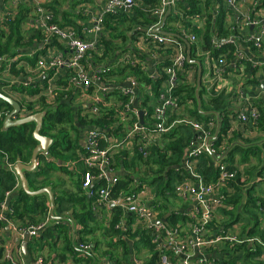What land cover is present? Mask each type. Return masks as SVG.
Returning a JSON list of instances; mask_svg holds the SVG:
<instances>
[{
  "label": "built area",
  "instance_id": "2783aa9c",
  "mask_svg": "<svg viewBox=\"0 0 264 264\" xmlns=\"http://www.w3.org/2000/svg\"><path fill=\"white\" fill-rule=\"evenodd\" d=\"M6 1L0 0V7L4 6ZM179 1L182 0H158L155 5H143L138 3V0H106L98 12H90L83 8L82 12L90 15L92 27L86 31L94 34L92 40L81 38L74 27L56 24L50 10L45 8V5L36 4L31 27L39 29L42 33L43 53L37 56L35 68L30 69L27 74L34 71L35 76L37 75L36 78L41 75H51V77L47 81L48 83L38 88L40 93L35 96L15 93L20 97L18 103H22L17 118H25L33 114L26 109L27 104H33L35 112L37 110V112L44 111L41 104L34 105L35 98H43V105L49 109H54L53 106L59 100L72 101L73 105L75 103L82 106L79 115L85 119L98 117L101 113L100 108L109 106L103 102L105 95L117 93L126 98L123 103L119 102L118 109H112L116 116H121L123 123H130V126H126V134L122 140L120 137H117L118 140H114L112 138L114 136L100 128H85L80 133L82 151L79 153L78 161L84 168V173L81 176V188L84 195L92 198L93 212L98 217L99 211L109 210L111 217L112 210H119L122 216L116 223L115 229L121 230L122 233H126L130 229L132 232L140 231L148 234L150 241L155 246V251L160 253L159 264H216L214 256L211 254L221 251L223 247H247L252 255H255L257 253L256 246L264 248V244L254 237L241 236L228 229H220L214 234L209 233V225L215 213L226 208L227 201L235 194L238 171L234 165H231L233 169H229L230 165L225 162L226 148L221 147L220 150H215L213 148L214 140H209L215 135L214 130L216 132V118L212 117L208 122H196L184 117L182 113L185 107L180 104L174 92L183 83L190 85L196 83V66L194 65V68L191 69L186 68V43L196 46L195 55L200 57V60L193 61L202 62V64L199 63L201 68L205 69L204 82L213 75H220L222 68L228 64L225 54L218 55L216 60L212 59V50H220L228 44L234 45L236 51L231 61L233 67H236L244 57L239 48L240 41L230 35L228 38L217 37V33H213L210 37L211 50L202 52L200 40L191 32L190 27L203 26L205 21L203 13L189 17L190 27L175 22L173 24L176 25V31H166L170 35L155 33V28L161 24L168 8H170V14L172 11L174 16L182 15L176 8ZM242 2L243 0H221L226 13L236 12ZM17 5L18 0L10 4L13 8H16ZM137 7H140L147 17H152L155 20L152 25L142 29L139 35L135 36L134 39L137 40L141 48L137 50L129 46L121 53L120 58L115 57L109 63L96 61L94 57L101 58L103 54V46L98 35L102 36L104 33L105 19L129 15ZM211 9H217L214 14L216 16L218 13L216 0H212ZM7 19L8 15L5 14L3 18H0V23H5ZM173 24L170 23V26ZM239 24L243 27L256 28L253 34L243 39V43L251 44L256 50L262 49L264 22L253 19L247 14L239 19ZM234 28L237 31L236 25L230 27V31H234ZM143 47L145 50L142 49ZM33 55L34 53L30 54V57ZM21 57L20 55L0 56V64L7 63L8 67L11 64L23 67L24 63L20 60ZM127 65L139 66L152 81H161L157 95L153 96L149 93L150 86L143 90L144 94L149 96L147 108H151L150 113L147 112V108H140L142 103L139 104L138 99L140 97L143 102V98L139 94L142 87L135 77L126 75L121 80H114L118 77L111 76L115 68ZM210 66L214 69L213 73L210 72ZM64 76H67L70 82L68 88H64L60 83ZM24 78L28 79L27 76ZM21 84L27 86L29 81L26 82L23 79ZM146 89L148 91H145ZM260 99L256 98L246 111L236 116L235 120L240 128L249 129L257 125L260 116L258 111ZM140 111H143L142 123L139 118ZM7 114L0 111V121ZM179 124L188 126L193 133L179 165L175 167L178 174L184 178L180 182L174 183L175 197L186 204V208L182 211L183 214L181 212L180 215H185L186 225L190 226V230L187 233L184 232L183 235L179 227L175 225L171 227L166 223L156 201L148 202L150 199L147 198V189L144 185H140L137 178L126 174L124 178L127 180V189L114 190L121 182L120 178H123L115 170L116 156L128 148L132 156L137 154L146 159L150 153V146L163 141L172 127ZM205 154L211 157V167L216 173L215 181L209 183L204 181V176L198 171L197 166L199 159ZM6 167L13 171L14 165L6 163ZM19 187L17 180L14 191ZM12 197V192L6 191L4 199L0 201V222L6 225V231L10 230V233L15 237L22 239L27 233L28 242L38 241L52 220L50 208L42 222L22 227L7 218V215L12 213L11 208L8 207ZM174 214L178 215V213ZM53 215L62 218V216L55 215V211ZM124 217H130L133 222L128 226L127 219ZM54 222L59 224V220ZM75 245L82 257L92 254L93 256L90 255V258L93 261L92 264H95L97 257L93 253L95 248L93 243L77 241ZM17 255H21L19 250ZM103 259L102 264H116L115 259L107 256ZM1 261L2 263L6 262L5 264H23L17 262L9 250H4ZM144 263L145 261L136 257L133 249L129 252V264ZM29 264L52 263L51 261L45 262L38 253L33 252Z\"/></svg>",
  "mask_w": 264,
  "mask_h": 264
},
{
  "label": "trees",
  "instance_id": "16d2710c",
  "mask_svg": "<svg viewBox=\"0 0 264 264\" xmlns=\"http://www.w3.org/2000/svg\"><path fill=\"white\" fill-rule=\"evenodd\" d=\"M138 3L143 5H155L158 3V0H138ZM216 3L218 4V13L216 16H214L217 9H211L212 0L179 1L176 8L179 13H182V15L174 16L173 12L171 11V14L167 18L164 29L166 30L168 29V27L171 28L172 26H168V24H173L175 22H179L180 25H184L185 27H190V23L188 22L189 17H192L195 14L203 13V18H205L203 26L199 27V25H196L190 27V30L196 37L199 38L200 41H198L202 49L211 50L210 37L213 33H217V37L220 38H228L229 34H234V32L230 31V29L225 28L224 20L226 11L221 4V0H216ZM59 7V1L57 0H54L52 2V5L48 6V8L45 6V8L50 10V12L53 14L55 23L63 26V18L62 21H58L56 15L58 14ZM30 12L31 8L22 2V4H20L19 8L17 9V13L15 14V16L8 14L7 21L2 25L7 26L8 32L6 33L2 29H0V56L12 57L17 55L18 50H20L21 48H36V46L39 44V42L43 38L42 33L39 29H32V35L27 38H25L22 29V26L27 22V17ZM154 22V18L147 17L142 12L141 8L137 7L130 15L107 17L104 21V25L105 28L110 32V39L119 38L121 41H124V43H126L128 39L129 41L134 40L135 36L139 35L141 29L152 25ZM124 25H127L126 29L121 28L124 27ZM234 31L236 32V28H234ZM101 43L103 46L102 57H94V59L99 62L107 63L108 59L110 58V56L108 55V51L116 50V53L121 55L119 52L125 50L124 47L122 49L114 48L109 40L107 41L103 39ZM195 51L196 46L191 45L190 59L200 60V57L195 55ZM235 51L236 47L232 44H228L220 50H212L211 55L217 57L220 54H225L227 63H231ZM38 55L39 53L37 52V54H34V56L23 58L30 65H35ZM199 62L202 64L201 61ZM14 66V64H11V66H9L10 74L16 76L20 74L23 77L26 76L23 70L16 71ZM7 68V63L0 64V74ZM186 68H194V65L186 63ZM126 75L133 76L137 79L140 86L142 87L139 91L140 94L143 92L145 87L150 86L151 95H157L161 81H152L139 66L127 65L123 67H117L115 68L114 73L111 76H117L118 80H121ZM203 76L204 73L202 71L201 83L198 91L200 111H198L197 109L195 84L189 85L187 83H183L174 92L180 104L184 105L185 113H188L186 117L196 122H208L214 116H206V113H216L218 115L219 122L218 131L213 141V148L215 150H220L221 147L226 148V158L224 160L230 165L229 169H233L231 165H233L234 154L238 153L241 155V164L249 162L248 155H250L251 153L254 158L256 157L257 159H260L262 155V167L260 170L261 172L259 173V175H262V173L264 172V143L249 145L245 142L246 146H243L238 143H234V134L233 137H228V134L230 132V122L233 120V115L232 112L228 109L226 103L227 99H225V95L223 93L217 94L212 93V91L206 92L205 86H203ZM60 83L64 86V88H68L70 85L67 76H64L61 79ZM11 90L15 93H20L21 95L25 94L28 96H35L40 93L37 85L34 86L30 84L27 86H23V84L12 86ZM112 95H115L117 101L120 103H123L126 100V98L122 97L120 94L112 93ZM141 95L143 98V102L141 104L142 107L140 108L146 109L148 106L149 96L145 94ZM108 96L109 95H105L103 99L105 100ZM39 100V104H44L43 98H40ZM189 105L191 108L189 107ZM25 107L29 112H32L33 114L36 113L35 111H33V104H27V106ZM41 107L45 111V117L40 130V134L52 140V144L48 149L49 155L60 160L68 159L70 161L77 162L78 171L81 170L80 177L84 173V168L82 163L78 161L79 153L82 151L78 140L80 137V132L83 129H104L108 132L109 135L114 136L112 137L114 140H118L117 137H120L122 140L126 134V126L117 122L115 111L112 110L114 109L113 106L109 108L101 107V113L96 118H78V123L81 128L80 131H77L76 129L75 117L77 115L74 116V112L70 105H67L65 103L59 104L54 109H49L44 105H41ZM0 110H2V112L4 113H9L12 108L10 105L0 101ZM146 110L148 113L151 112L150 107ZM258 111L260 116L257 125L249 129L256 131L259 130L258 132L263 133L264 137V101H262V99L259 100ZM3 119L0 121V201L4 199V193L6 191L12 192L13 197L8 203V207L11 208L12 213L8 214L7 218L14 224L20 225L22 227H27L29 225L40 223L44 219V216L50 208L49 204L47 203V196H29L21 189V187L14 191L15 185L17 183V178L13 171L7 169L6 163H11L12 165H15L18 162H21L23 164H30L33 149L37 145V142L33 139L32 136L35 125L34 123H30L21 127L10 128L6 131L2 127ZM126 125L130 126V123H126ZM61 126L70 127V129H72L76 134V139L72 140L70 136H68V131H64ZM213 133H215V130ZM192 136V130L188 126H185L183 124L175 125L165 136V138H167V140L169 141L167 146L165 147V151H162L158 147V143L157 145L150 146V153L146 159H143L137 154L131 157V160L134 162V165L132 164L134 167L133 172H138L139 166H144L145 177H148L150 173L151 175H153L149 186H153L156 184L158 196L160 198L159 199L156 196V203L159 204L158 208L162 216L169 213L168 217L166 218V223L171 227H174L177 216L169 208H167L166 200H164L163 197L164 195L168 196V194H170L168 193L172 190L170 189V186L173 187L172 194L175 196L174 183H178L184 179L180 174H178L175 167L179 165L184 151ZM166 151H169V156L166 155ZM65 153H68V155H63ZM41 157L42 156L39 154L37 156V159L40 160ZM121 157L123 166L127 168V161L126 159L123 160L124 157H127V154L121 155ZM149 164L156 165L157 169L155 170V172H152V168L149 167ZM211 164L212 159L207 154L202 155L198 161V171L202 173V175L204 176V181L206 183L215 181L216 173L212 169ZM50 168H52V165L50 166V164H48L46 166V169L49 170ZM66 173L71 175L75 174V177L77 176L76 171L73 173V171L68 172L66 170ZM45 174L46 172L41 167H38V170L34 173L25 172L24 176L26 177L29 190L36 191L46 186L47 182H43L38 186L34 185L36 179L44 176ZM239 177L240 175L238 174L237 182L235 185L238 184ZM78 179L79 176H77V180L75 183V187L77 190L76 194H69L66 191H60L56 193L55 190L52 189V192H55H53L55 213H58L61 216L64 214L63 212H65V210L69 208L70 217L62 216L63 219L59 220V224H57L56 222H51L52 229L50 227H46V229L42 232V234H44V239L46 238L45 233H50V231L55 232V236L51 237L50 241H46V243H43L41 238L38 241H29L27 246L29 247V250H31V252L41 254L42 251L46 248L48 255H57L59 258L58 262L63 263L66 261V254L70 253L71 255H75V252H78L76 249L75 241L73 242L69 236V223H72L75 226H80L81 234H84L85 236H87L86 234L90 235L92 233L90 225H93L97 221L95 213L92 210V198H89L87 195L81 193L82 188H80L81 185L78 182ZM137 179L140 182L141 186L146 184L144 182V178L138 177ZM120 180L121 182L114 190H117L118 188L127 189L128 185L126 178H120ZM116 211L119 210H112V215ZM112 215L110 217L112 221L105 232V237L111 239L108 240V246L112 247V249L110 253L106 254H109L111 258L115 259L116 264H120V260L118 258H114L115 254H112V252L116 251V247L120 248L122 250L125 264H129L128 258L130 250L128 245L132 240L131 245L136 251L138 250V248H146L148 250L149 259L144 264H159L158 259L160 253L155 251V246L150 241L149 235L140 231L132 232L130 229L127 230L126 233H122L121 230L115 229L116 223L119 222L122 216L121 213L118 216L114 215L113 218ZM124 219H127L126 224L128 226L133 222L130 217H124ZM6 228V225L0 222V233L3 232V234L5 235ZM80 239L84 240L83 237H81ZM233 248H235L236 252L237 249H242L245 258H248L250 255H252L247 247L236 246ZM3 254V243L2 239L0 238V260Z\"/></svg>",
  "mask_w": 264,
  "mask_h": 264
},
{
  "label": "crops",
  "instance_id": "0c3cea01",
  "mask_svg": "<svg viewBox=\"0 0 264 264\" xmlns=\"http://www.w3.org/2000/svg\"><path fill=\"white\" fill-rule=\"evenodd\" d=\"M14 1L15 0H7L4 6L0 7V18H3L5 14L6 15L11 14L15 16L20 4H22V2L25 3L28 7L31 8V12L28 14V17H27L28 19H27L26 24L22 26L25 38H27L32 35L31 23H32V18L34 17V6L36 4H41V5H45L48 8V6L52 5V2L54 0H18L17 7L13 8V6H10V4H12ZM57 1H59V5H60L58 14H56L58 21H62V18H63V24L62 23L61 24L64 27H74L76 31L78 32L79 36L81 38H84L85 40L94 39V34L92 32L90 34L86 31L88 29H91L92 27L90 15L82 12V10L83 8H86L90 10V12H98L106 0H57ZM254 3H255V6H254ZM247 14L253 19L264 22V0H243V2L238 6V9L236 12L231 11V12L226 13L225 20H224L226 29H230V27L234 25L237 26V31L236 32L232 31L234 32V34H229V35L235 37L237 41H240L239 48L243 54L244 59L241 60L239 63H237L236 67H233L231 63H228L224 68H222L220 75L218 76L213 75L206 82H204L203 80V86H205L206 92H211L210 90L213 87V91H215L217 94L223 93L225 95V99H227L226 103H227L228 109L232 112V115H233V120L230 122V132L228 134V137H233V134H234L235 135L234 136L235 138L233 140L234 143H238L243 146H246L245 142L249 145L261 144L259 142L262 141V139L264 143V138L261 133L257 132L256 130L240 128L239 124L235 120L236 116L239 113L246 111L249 108V106L254 103V100L256 98L258 99L262 98V101H264V42H263V47L260 50L254 49L252 45L249 43L248 44L243 43L244 42L243 39H246L248 36H250L256 31L255 27H243L242 25L239 24V19H241V17ZM2 24L4 23H0V29H2L4 32L7 33L8 32L7 26L6 25L2 26ZM168 26H170V24H168ZM175 27L176 25L173 24L171 28L168 27V29L166 30L163 28L164 29L163 32H166V31L170 32V30L176 31ZM109 35H110V32L105 28L103 35L102 36L98 35L99 41H102L103 39L108 41ZM134 40L129 41L128 39V43L126 44L125 48H129L130 46L134 49L139 50L141 47L137 43V40L135 41ZM142 49L145 50V47H143ZM207 50L208 49H202V52H205ZM42 51H43V44L41 41L36 46V48L26 47V48H23V49L21 48L20 50H18L17 55L22 56L20 60L22 59L24 64H23V67H18L15 65L14 66L15 70L16 71L23 70V72H25L28 79L24 78L20 74L17 76L10 74L9 67H8L6 70H4V72L0 74V92L14 99L15 101L19 102L20 97L11 90L12 86L20 85V82L23 79H25L26 82L29 81L30 85H34V86L37 85V88H39L43 84L45 85L46 83H48L47 81L49 80L51 75L49 76L41 75V76H38V78H36L37 75L35 76L34 71L27 74V72L30 69L35 68V65H30L23 58V57H30V54H33V53L37 54V52L39 53L38 56H40L43 53ZM122 52H119V53L121 54ZM108 55L112 58H115V57L120 58L121 56L117 53L115 55H110V54ZM212 57H213L212 59L216 60L219 56L216 58H214V56ZM202 71L203 73H205V69L202 68ZM213 71L214 69L210 66V72L213 73ZM114 80H118V78ZM57 84L58 86H60L59 81H57ZM145 91H148V90L146 89ZM39 99L40 98H35L34 105L39 104ZM108 100H115L117 103H119L117 101L116 96L112 95L111 93L105 100L103 99V102L108 104ZM64 103L67 105H70V107L72 108L74 112V116L77 115L75 117L76 129L77 131H80L81 128L78 123V118H81L79 115V112L80 110H82V106L75 104V103L73 105L72 101L68 102L64 100H59V102L56 103L53 107L56 108L59 104H64ZM138 103L139 104L142 103V99L140 97L138 99ZM117 122L119 124H122L123 122L120 115H117ZM72 131L73 130L71 129L70 132ZM68 136H69V133H68ZM80 137L78 141H79L80 147L82 148V141ZM127 152L129 155L127 154ZM47 153H40V155L42 156L41 159L40 160L36 159L37 166L35 170L31 173H34L35 171L38 170V167H41L46 172V174L36 179L34 185L38 186V185H41L43 182H47V185L41 189L49 188L51 192L53 189L55 190L56 193L60 191H66L69 194H76L77 190L75 187V183H76V178L74 176L75 174L73 175L68 174L66 173V170L68 172L73 171V173L76 171L77 176H79L78 182L81 185V177H80L81 170L78 171L77 162H73L68 159L66 160L57 159L49 155V150ZM126 154L128 157L126 158L124 157L123 160L126 159L127 161L129 160V158L131 159L132 155L128 151V148L116 156V159H115L116 173H118V175H120L123 178L126 176V174L131 177H135V175H137L138 173L137 171L133 172L134 173L133 175H130L131 173H128L127 168L123 166L121 155H126ZM63 155H68V153H65ZM250 155H248L249 162L241 164L240 163L241 155L238 153L234 154L233 165L235 166V168L238 171V174L240 175V182H238V184L235 185L236 186L235 194L233 195L231 199L227 201L226 208L222 210H218L215 213L213 220L209 225V233L214 234L220 229H228L229 231H235L239 233L241 236L254 237L260 240L264 244V178L261 177L262 175L258 174L261 172L259 170L257 172V176H256L257 178L253 180V183H251L252 181L250 183H246L245 178L243 177V174H241L243 169L248 168L251 165ZM48 164H50V166L52 165V168H50L49 170L46 169V166ZM24 165H29V164H24ZM239 171L241 172L239 173ZM250 188H254V189L251 190ZM30 191L35 192L32 190ZM53 192H52V195H54L55 193ZM81 193L84 194V191H82ZM39 195H46L47 203L50 205L49 197L46 193H42ZM156 199L157 197L154 195V199H150L148 200V202L156 201ZM163 199L166 200L167 208H169L173 213H178L175 226L179 227V230L182 232L181 233L182 235L184 232L187 233L190 230V226L186 225V219L184 217L185 215L184 216L180 215V213L184 211V209L186 208V204H183L178 198L170 197L169 195L168 196L164 195ZM171 202H172V205L170 204ZM63 213L65 214L61 216L70 217L69 211H65ZM102 213H103V221L101 222V219H102L101 218L99 222L102 223L101 227L104 228L108 224L107 219H110V212L109 210H106V211L104 210L102 211ZM102 213L100 214L101 217H102ZM56 214L59 215L58 213H55V215ZM168 215L169 213L164 215L165 221ZM95 217H96V214H95ZM98 218L96 217L97 221H98ZM51 222H54V221L51 220L47 227H50L52 229ZM96 223H94L93 225L91 224L90 225L91 227L89 226L92 229V232H94V229L92 227L95 226ZM108 226L109 224L107 225V227H105L104 231L102 232L105 243L107 244H108V240H111L110 238L105 237L106 236L105 232ZM69 229H70L69 236L72 241H75V242L81 241V242H89V243L93 242V241H88L90 239L87 238L93 234L92 233L90 235L86 234L87 236H85L84 234H81L80 226L74 225L73 235H72L70 223H69ZM45 235H46L45 239H44V234L40 236L43 243H46V241H50L51 237L55 236V232L50 231V233H45ZM81 237H83L84 240L80 239ZM0 238L2 239L3 249L9 250L15 257L17 262H20L23 264L30 263V256L33 252L29 250V247L27 245H26L25 250L22 249V243H23L24 237L22 239H19L15 237L12 233H10V230L9 232L5 230V235L3 234V232H1ZM93 244L95 246L93 253L97 257L96 262H98V263L95 262V264H102V262L104 261L103 258H106V256L104 257L99 256L98 249H97L98 242H93ZM256 247H257V253L255 255H250L248 258H245L247 260L245 261L243 260L242 262L239 260L238 263L236 264H264V248H262L261 246H256ZM18 250L21 253L20 255L21 257L17 255ZM242 254L244 255L242 249H237V252H236L235 248L223 247L221 251H218L211 255L214 256L216 264H234L232 260L235 259L236 257L243 256ZM90 255L92 254H87L84 257H82L79 252H75V255H71L70 253H68L66 254V257H67L66 261L63 263H59L58 256L55 254L48 255L46 248L42 251L41 254H39V256H41L45 260V262L51 261L52 264H64V263L65 264H92L93 261L90 258ZM148 259H149V253L147 251V256L143 261L146 262ZM5 263H2V261L0 260V264H5Z\"/></svg>",
  "mask_w": 264,
  "mask_h": 264
},
{
  "label": "water",
  "instance_id": "95a60500",
  "mask_svg": "<svg viewBox=\"0 0 264 264\" xmlns=\"http://www.w3.org/2000/svg\"><path fill=\"white\" fill-rule=\"evenodd\" d=\"M169 14H170V8L167 9V11H166V13L162 19L161 24L155 28V30H154L155 33L163 34V35H170V34L162 31ZM186 48H187V59H186L187 63L191 64V65H195L197 68L195 95H196V100H197V109H198V111H200V100L198 98V91H199L200 83H201L202 68H201V64L199 62L193 61L190 59V45L188 43H186ZM0 101L10 105L12 108V110L3 119L2 127L4 130L7 131L10 128L21 127V126H24V125H27L30 123H34V125H35L34 130L32 132V136H33V139L37 142V145L33 149L30 164L24 165V164L18 162L14 165V168H13L14 174H15L17 180L19 181L21 189L29 196H37L39 194L46 193L49 197V202H50V211L49 212H50V216H51L52 221L63 219V218L54 217V215H53L54 199H53V195H52L51 190L49 188H44V189H41V190H38L35 192H31L28 188L27 181H26V178L24 176L25 172L31 173L35 170V168L37 166V161H36L37 156L40 153H47L49 147L52 144V140L50 138L45 137V136L40 134V130H41L43 120L45 117V111L37 112V113L29 115L25 118H17V116L20 112V109H21L20 104L17 101H15L14 99L4 95L2 92H0ZM142 114H143V111H140L139 112V118H140L141 123L143 122L142 121ZM209 115L210 116L213 115L217 121V128H216L215 135L209 139V140L213 141L215 139V136H216L217 131H218V122L219 121H218V115L216 113H214V112L206 113V116H209ZM70 225H71V230H72V235H73L74 224L70 223ZM27 242H28V234L25 233L24 234V240L22 243V249L23 250L26 249Z\"/></svg>",
  "mask_w": 264,
  "mask_h": 264
},
{
  "label": "rangeland",
  "instance_id": "374dc122",
  "mask_svg": "<svg viewBox=\"0 0 264 264\" xmlns=\"http://www.w3.org/2000/svg\"><path fill=\"white\" fill-rule=\"evenodd\" d=\"M126 27H127V25H124V27H121L122 29H126ZM115 35H117V34H115ZM109 41L111 42V44H112V46L114 47V48H117V49H122L123 47H124V49H125V46H126V44L128 43V41L126 42V43H124V41H121L119 38H116V39H110L109 38ZM124 51V50H123ZM113 52V53H112ZM117 51L115 50V51H108V53L110 54V55H114L115 53H116ZM120 52H122V51H120ZM113 61V58L112 57H110L109 59H108V61L107 62H112ZM210 91H212V93H216L215 91H213V87L211 88V90ZM140 94V93H139ZM141 94H143L144 95V91L141 93ZM140 94V95H141ZM142 96V95H141ZM228 98V97H227ZM108 104H109V106H107V108H109V107H111V106H113L114 107V109H118L119 108V106H120V103H117L115 100H108ZM189 107H190V105H189ZM191 108V107H190ZM188 114V113H187ZM187 114L185 113V111H183V113H182V115L184 116V117H186L187 116ZM122 124L123 125H125V126H127L126 125V123H123L122 122ZM61 127H63L64 128V131H68V133H69V136H70V138L72 139V140H75L76 139V134L74 133V131H72V132H70L71 131V129H70V127H68V126H61ZM259 130H257V132H258ZM260 133V132H259ZM262 135H263V133H261ZM264 138V137H263ZM168 140H167V138H165L163 141H161L159 144H158V147L162 150V151H165V147L167 146V144H168ZM259 143H263V139H262V141H260ZM166 155L167 156H169L170 155V153H169V151H166ZM251 165L248 167V168H245V169H243L242 170V172L241 171H239V173L241 172V174H243V177L245 178V182L246 183H250L251 181V183H253V180L255 179V178H257L256 176H257V172L259 171V170H261V167H262V155H261V158L260 159H257L256 157L254 158V156L252 155V153H251ZM128 157V156H127ZM134 162L129 158V160H127V171H128V173H131L130 175H133L134 173H133V169H134V167H133V164ZM133 164V165H132ZM149 167L150 168H152V172H155V170L157 169V167H156V165H152V164H149ZM139 170H138V173H137V175H135V177H139V178H144V182L146 183V184H144V186L146 187V189H147V198L148 199H154V195L155 196H157L158 198H159V196H158V191H157V187H156V184L155 185H153V186H149L150 185V183H151V180H152V178H153V175H151V173L149 174V176L148 177H145V168H144V166H142V167H140L139 166V168H138ZM259 174V173H258ZM248 177V178H247ZM262 178H264V172L262 173V176H261ZM76 178V180H77V176L75 177ZM161 188V187H160ZM170 189H172L173 190V187H171L170 186ZM251 190L252 189H254V188H250ZM158 190H159V187H158ZM172 190H171V192H168V193H170V194H168L170 197H175L172 193ZM160 199V198H159ZM171 205H172V202L170 203ZM65 211H70V209L68 208L67 210H65ZM102 212L101 211H99V218H98V221H97V223L95 224V226H93V229H94V232H92V234L93 235H91L90 237H87V238H89L90 240H88V241H93V242H98V253H99V256L100 257H104V256H107V257H109V258H111V256L109 255V254H106V253H110V251H111V249H112V247H110V246H108V244L107 243H105V240H104V236L102 235V232L104 231V229H105V227H107V225L108 224H110L111 223V219H107V221H108V224L104 227V228H102L101 227V225H102V223H100L99 221H100V219H101V222L103 221V213H102V217H101V214ZM65 214V213H64ZM120 214V211H116V212H114V214L112 215V218H113V216L114 215H116V216H118ZM239 234V233H238ZM132 241V240H131ZM131 241H130V243H129V245H128V247H129V250L131 249H133L134 250V252L136 253V257L138 258V259H140V260H144L145 258H146V256H147V251L148 250H146V248L144 249V248H138V250L136 251L133 247H132V245H131ZM92 242V243H93ZM139 251V252H138ZM112 254H115L114 255V258H118L120 261L119 262H121L120 264H125V262H124V258H123V255H122V250L120 249V248H117L116 247V251H114V252H112ZM243 255V254H242ZM111 259H113V258H111ZM129 259V258H128ZM245 261V260H247V259H245V255H243V256H241V257H236L235 259H233L232 261L234 262V264H236V263H238V261ZM96 263H98V262H96Z\"/></svg>",
  "mask_w": 264,
  "mask_h": 264
}]
</instances>
